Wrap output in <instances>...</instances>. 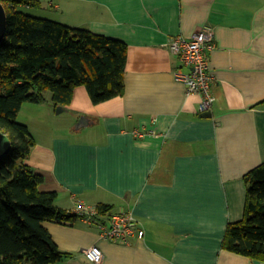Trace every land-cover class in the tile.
I'll return each instance as SVG.
<instances>
[{"label":"crops","instance_id":"obj_1","mask_svg":"<svg viewBox=\"0 0 264 264\" xmlns=\"http://www.w3.org/2000/svg\"><path fill=\"white\" fill-rule=\"evenodd\" d=\"M60 4L63 19L48 18L127 44L125 89L98 104L83 85L68 105L55 106L50 91L24 103L18 119L34 139L24 162L60 207L132 212L145 236L124 243L83 218L45 221L72 254L57 264H264L222 246L228 224L244 217L245 175L264 162V0H58L51 14ZM203 29L217 44L209 117L198 110L202 95L177 80L188 68L169 48ZM93 244L100 263L83 252Z\"/></svg>","mask_w":264,"mask_h":264},{"label":"trees","instance_id":"obj_2","mask_svg":"<svg viewBox=\"0 0 264 264\" xmlns=\"http://www.w3.org/2000/svg\"><path fill=\"white\" fill-rule=\"evenodd\" d=\"M7 30L0 45V130L13 143L0 161V264H57L72 254L59 249L45 221L73 223L82 215L57 205L55 191H40L44 178L25 163L34 139L18 120L24 103L68 105L77 86H85L93 103L123 95L128 46L117 38L72 27L20 8H41V0H0ZM245 213L228 224L224 249L264 261V162L245 175ZM110 206L98 205L100 215Z\"/></svg>","mask_w":264,"mask_h":264},{"label":"built area","instance_id":"obj_3","mask_svg":"<svg viewBox=\"0 0 264 264\" xmlns=\"http://www.w3.org/2000/svg\"><path fill=\"white\" fill-rule=\"evenodd\" d=\"M216 46L215 33L211 29L199 30L188 37L177 36L169 45L171 52L176 54L181 64L188 68V72L182 69L175 72L177 80L183 81L189 92L202 95L198 107L201 113L211 110L214 102L211 83L215 80V75L210 66V54ZM75 212L90 223L96 222L104 238L128 243L145 236V230L132 212L107 213L108 225L105 220H96L99 214L97 208L80 204ZM83 252L90 262L100 263L103 259V252L96 244L84 248Z\"/></svg>","mask_w":264,"mask_h":264},{"label":"water","instance_id":"obj_4","mask_svg":"<svg viewBox=\"0 0 264 264\" xmlns=\"http://www.w3.org/2000/svg\"><path fill=\"white\" fill-rule=\"evenodd\" d=\"M7 11L4 4L0 1V45L2 44L6 30H7ZM211 110L202 113V116L209 117L211 116ZM89 118L85 115L81 116L76 124V127L79 128L88 123ZM13 143L8 134L0 130V161L6 158L12 151Z\"/></svg>","mask_w":264,"mask_h":264},{"label":"rangeland","instance_id":"obj_5","mask_svg":"<svg viewBox=\"0 0 264 264\" xmlns=\"http://www.w3.org/2000/svg\"><path fill=\"white\" fill-rule=\"evenodd\" d=\"M52 1L54 3L58 2V0H41V3H42L41 8L22 6L20 9L24 13L29 14V15H33L36 17H44V18L54 17L56 19H63L61 16V11L64 9V7L61 4H60V9H59V12L57 13V15L54 13L51 14L52 10L50 8H52V7L50 6V2H52ZM65 11H66L65 16L68 17L69 9H68V11H67V9ZM18 120L21 121L20 119H18Z\"/></svg>","mask_w":264,"mask_h":264}]
</instances>
